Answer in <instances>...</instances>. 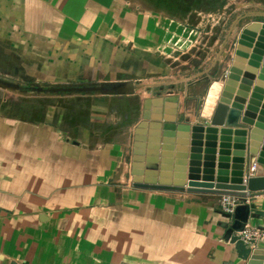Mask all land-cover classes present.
<instances>
[{"label": "crops", "instance_id": "0c3cea01", "mask_svg": "<svg viewBox=\"0 0 264 264\" xmlns=\"http://www.w3.org/2000/svg\"><path fill=\"white\" fill-rule=\"evenodd\" d=\"M143 1L0 0V264H264V254L224 240V196L134 185L153 172L159 179L163 160L164 179L174 181L177 160L191 156L193 128L203 127L198 119L218 131L216 142L205 132L200 149L203 161L210 144L214 160L228 164L223 184L246 180L255 165L254 177L264 175L252 144L254 155L241 149L245 129L223 136L224 127L211 125L222 90H211L195 120L191 110L172 119L168 101L166 122L151 120L154 101L145 111L154 96L147 90L35 91L136 80L128 64L145 65V53L171 29ZM140 127L141 175L134 173ZM251 208L260 219L249 225L264 228V195Z\"/></svg>", "mask_w": 264, "mask_h": 264}, {"label": "rangeland", "instance_id": "374dc122", "mask_svg": "<svg viewBox=\"0 0 264 264\" xmlns=\"http://www.w3.org/2000/svg\"><path fill=\"white\" fill-rule=\"evenodd\" d=\"M143 3L148 7L157 4L158 7L150 9L164 14L161 26L171 28L160 34L158 48L145 53V65L127 66L126 75L143 86L140 93L147 90L154 95L144 101L146 112L154 101L156 108L151 120L166 122L172 115L178 121L188 117L189 110L195 120L211 90L219 89L220 99L224 95V100L241 108L249 134L247 142L257 150L259 158L264 156V0H144ZM111 82L116 81L89 85ZM168 101L174 105L169 117ZM195 121L202 126L209 124L205 119Z\"/></svg>", "mask_w": 264, "mask_h": 264}, {"label": "water", "instance_id": "95a60500", "mask_svg": "<svg viewBox=\"0 0 264 264\" xmlns=\"http://www.w3.org/2000/svg\"><path fill=\"white\" fill-rule=\"evenodd\" d=\"M19 89V86H15ZM143 89L142 85H138L133 81H125V82H111L105 83L102 85L96 86H84V87H73V88H63V89H54V90H46L35 86V91L40 92H60V93H82V94H106V95H134L136 92ZM222 95V94H221ZM222 97V96H220ZM210 97L209 99H211ZM219 105L216 110V115L212 120V126H221L225 129L222 130V135L225 136L227 134V128H240L245 129L246 134L248 131L246 130L245 122L243 121V112L240 107L234 104H230L228 101L223 98L219 100ZM146 119V118H145ZM148 120V119H147ZM144 129H138V143L140 140H143L141 133H143ZM180 130H188V128H180ZM208 130V131H207ZM207 133V138L213 139L214 142L217 141V130L211 129L208 127L207 129L204 126L193 128V142L191 148V156L187 155L184 160H177L176 164V172L177 176L174 178V181L164 179L165 173V161H162V165L160 167L161 175L159 179H155L157 172H153V179L146 180L145 182L135 181V187L143 188V189H151V190H166V191H180V192H191V193H199V194H210V195H218V196H236L247 198L251 196L252 198H256L258 196L264 195V175H258L256 177L248 178L244 180V175L240 174L243 177L242 181L237 180L236 182H232L233 184H223L222 181V172H225L224 169H227L229 166L224 162L221 163V160L218 163L214 160V156H212V152L210 150V144L208 146L209 149L206 150L208 154L203 161L200 149L201 146V138L204 137V133ZM187 136V134H186ZM247 136V135H246ZM198 138V140H197ZM197 140V141H195ZM247 138L245 137V142L242 143L241 149L243 153H245V148L247 147ZM137 150L135 152L134 157V173L141 175V168H143L144 164V151L143 145L140 142V145L136 147ZM212 148V147H211ZM249 150L246 149V151ZM253 151H248L247 154L254 155ZM216 153V150H213V154ZM242 153V155H243ZM222 152L219 153L221 156ZM212 156V159H211ZM264 156L261 155V159L259 158L256 163L260 164L264 169V160L262 159ZM153 165H151L156 171L158 168V161L152 160ZM235 163H239L240 170H244L246 159L244 157H239L236 159ZM243 163V165H241ZM218 164V165H217ZM253 164L249 163V169ZM137 168V169H135ZM138 170V172H136ZM218 172V173H217ZM151 175V174H150ZM204 175V176H202ZM238 183V184H237ZM253 193V194H251ZM223 217L228 219L229 222L220 223V227L225 230L224 240L229 242L231 237L235 232L244 231L247 225L250 223L252 219H260V214L253 212L250 204H240L236 207L233 215L222 213ZM253 256H260L264 254V250H254ZM256 258V257H255Z\"/></svg>", "mask_w": 264, "mask_h": 264}, {"label": "built area", "instance_id": "2783aa9c", "mask_svg": "<svg viewBox=\"0 0 264 264\" xmlns=\"http://www.w3.org/2000/svg\"><path fill=\"white\" fill-rule=\"evenodd\" d=\"M257 171L256 165L252 167L251 172L246 176L248 178L254 177ZM252 197L247 198L236 197V196H224L221 202L222 211L226 214L233 215L235 209L240 204H250ZM264 242V228L250 226L249 224L244 231L235 232L230 239V243L241 244L247 247L249 250H257L259 244Z\"/></svg>", "mask_w": 264, "mask_h": 264}]
</instances>
